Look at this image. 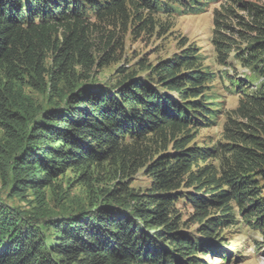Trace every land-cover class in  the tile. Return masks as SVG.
Masks as SVG:
<instances>
[{"label": "trees", "instance_id": "16d2710c", "mask_svg": "<svg viewBox=\"0 0 264 264\" xmlns=\"http://www.w3.org/2000/svg\"><path fill=\"white\" fill-rule=\"evenodd\" d=\"M211 2L220 3L219 65L232 60L252 76L214 73L183 39L166 59L121 68L114 83L95 79L119 62L128 31H167L159 16ZM219 75L239 100L221 138L199 143L225 114L213 92ZM27 86L49 92L46 105ZM68 170L89 200L53 212L46 191ZM141 171L149 186H133ZM0 179L25 201L0 198V264L232 262L228 237L241 228L260 235L264 251V3L0 0Z\"/></svg>", "mask_w": 264, "mask_h": 264}, {"label": "rangeland", "instance_id": "374dc122", "mask_svg": "<svg viewBox=\"0 0 264 264\" xmlns=\"http://www.w3.org/2000/svg\"><path fill=\"white\" fill-rule=\"evenodd\" d=\"M261 2L264 3V0H261ZM219 4L211 2L205 11L198 14H163L159 16V23L164 24L168 28L167 31L161 29L159 24L153 34L145 31L140 36L135 37L134 34L128 31L124 37L123 49L119 48L115 53L116 57H119V62L111 63L104 68H97L94 73L95 79L114 83L124 71L127 73L126 70L135 69L138 71L137 65L140 61L156 63L179 52L182 49L180 43L183 42V39L187 42V45L194 43L201 48V53L204 54L205 58L204 64L214 73H224L229 77L238 76V78L242 79H245L246 75L252 76L247 70L232 60L228 61V66H220L216 59L211 39L214 12L219 8ZM121 68H123V72H120ZM220 78H222L220 75L215 78L213 86L216 91L213 92H217L220 95L219 100L222 101L225 114L224 111H221L218 114L220 117L219 121L217 119L212 126L204 128L198 133L196 140L199 143L217 142L221 138L226 112L236 108L239 100L234 87H230L227 80H221ZM26 90L27 93L35 98L38 104L46 105L48 102L49 92L36 91L31 89L30 86H27ZM76 175L73 171L68 170L55 181V187L47 189L48 207L53 212H58L63 208H73L77 204H87L89 200H87L89 198L88 189L75 182ZM133 181V186L146 187L150 184L149 178L142 171L133 178ZM7 194L8 190L0 179V198L15 208L25 205V201L19 198L10 199ZM228 238L230 249L234 252L232 258H229L233 261H226L224 258L216 256L209 259L210 264H264V251L258 250V242H261L260 235L248 232L246 228H241L235 229ZM225 255L230 256L232 254L225 253ZM236 257H241L239 262L236 261Z\"/></svg>", "mask_w": 264, "mask_h": 264}]
</instances>
